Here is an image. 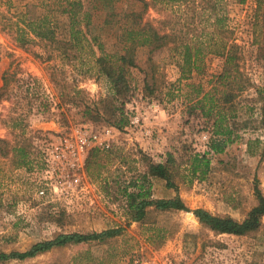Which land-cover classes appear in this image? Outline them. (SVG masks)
Returning a JSON list of instances; mask_svg holds the SVG:
<instances>
[{
	"label": "rangeland",
	"instance_id": "1",
	"mask_svg": "<svg viewBox=\"0 0 264 264\" xmlns=\"http://www.w3.org/2000/svg\"><path fill=\"white\" fill-rule=\"evenodd\" d=\"M195 2L204 10L198 9L202 12L195 19L196 30L188 31V36H202V30L209 32L215 24L226 28V47L237 45L238 74L248 82L235 91L230 105L235 117L228 121L231 141L219 153L209 150L212 135L205 118L198 108L190 111L188 107L193 93L185 82L205 85L204 75L191 73L187 81L179 80L178 56L170 46L152 52L151 62L145 46L135 49V67L125 69L129 91L122 99L112 96L108 82L97 72L91 55V51L98 54L95 44L68 40L66 13L59 5L49 0H0V138L12 144L25 142L30 157L39 160L46 146L76 129L113 128L108 148L89 149L78 182L54 197L36 196L34 164L28 170L12 169L0 157V251H22L63 232L121 228L107 240L69 244L0 264H264V216L257 231L236 236L213 233L189 211L149 207L140 222L129 221L124 211L123 187L143 177L152 199L177 195L189 209L201 207L236 220L255 203L254 179L264 195L260 125L264 16L261 23L252 25L255 0ZM26 4L30 6L25 16L44 15L53 37H34L24 29L22 37L29 39L16 40ZM129 8L139 11L141 2L116 0L113 11L118 15L108 23L103 22L105 10L88 8L86 33L98 37L106 54L121 51V15ZM261 11L264 14V3ZM214 14L218 23L213 22ZM165 15H169L166 10L154 7L142 14L157 27ZM218 41L214 36L211 53L203 58L206 74L223 67V58L212 53L219 48ZM151 68L156 80L147 94L142 81L144 76L149 79ZM232 81L240 82L237 74ZM133 116L137 124L129 126L127 120ZM119 118L121 126L116 125ZM144 130H149L148 136ZM166 157L175 189L145 173L147 162L164 163ZM193 162L197 163L195 173L191 172Z\"/></svg>",
	"mask_w": 264,
	"mask_h": 264
},
{
	"label": "trees",
	"instance_id": "2",
	"mask_svg": "<svg viewBox=\"0 0 264 264\" xmlns=\"http://www.w3.org/2000/svg\"><path fill=\"white\" fill-rule=\"evenodd\" d=\"M43 2V0H38ZM116 0H88L86 4L82 0H49L50 3L59 5L61 11L66 13L68 40L73 43L85 41L92 42L98 49V54L93 56V62L100 73L108 82L112 96L125 98L129 91V84L125 76L126 67H135L134 53L138 46H145L147 48L148 62L150 54L164 46H170L178 56L177 67L179 70V80L187 81L191 73L204 75V83L201 81L185 82V85L192 88L190 92L193 96H188L189 110L194 111L198 108L201 116L205 118L211 127L212 137L209 140V150L213 153H219L223 150L224 145L231 141L230 128L228 121L235 117V112L230 108L232 100L236 95L235 91L243 90L247 87L246 78L242 77L237 68L235 59L239 57V53L235 52L237 45L230 44L226 47L224 41L226 40V28L222 25H213L211 31L205 32L203 35L191 34L188 36V31L196 30L194 28L195 19L200 16L204 10L200 4L195 0H138L141 2V9L138 11L131 8L122 10V30L119 34L121 41V51L115 54H106L102 49V44L97 39L98 37L88 36L87 25L90 23V14L88 8L102 9L106 11L103 19L104 23H108L114 19L118 13L113 11V3ZM256 9L253 17L252 25L261 23V17L264 16L263 11L260 12L261 5L264 0H255ZM29 4L25 5L26 10L22 15V27H18L16 32L18 36L16 40L23 43L29 38H23L24 29L28 30L30 34L38 38L53 37V29L51 24L46 20L44 15L25 16ZM149 7L160 8L166 10L169 15L161 20L163 24L157 27L151 24L150 19L144 18L142 14ZM214 11V5L210 6ZM202 11L199 12L198 9ZM178 12V14H177ZM176 16H179L176 17ZM213 22L220 21L214 14ZM177 18L179 21L174 20ZM173 22V23H172ZM175 23V25H173ZM177 25V26H176ZM210 26V25H209ZM81 28H84L83 31ZM207 35V36H206ZM214 36L219 38V48L213 51L215 55L223 58V67L219 72L206 74L204 69V56L211 53L210 45L213 42ZM225 39V40H224ZM116 56V60L111 57ZM152 70L149 79L144 76L142 81V88L147 93H152V86L156 80ZM238 75L240 80L233 82L234 75ZM206 77V78H205ZM204 86V88H203ZM206 87V88H205ZM219 87L225 89L219 90ZM259 92V91H258ZM189 95V94H187ZM117 126H121L122 119H118ZM128 121V120H127ZM260 125L264 133V101L260 105ZM29 150L25 142L9 143L8 140L0 138V157L5 158L6 166L12 169L24 167L30 169L32 164L37 167L40 165V159L30 157ZM169 163V157H166L165 162H147L145 173L150 176H155L164 180L167 188L175 189V185L171 181L170 174L166 167ZM191 168V172L195 173L196 167ZM197 164V163H196ZM122 194L125 199L124 211L127 219L133 222H140L145 216L146 209L153 207L157 210H183L189 211L197 219V221L208 230L215 234H232L236 236L247 235L255 232L262 224L261 218L264 216V195L257 186L256 180H253L252 191L255 203L247 210L244 217L241 219H233L229 216H220L210 213L201 207L189 209L185 206L183 201L174 195L170 198H150L149 184L143 177L142 180H129L127 185L122 189ZM121 232L120 227L105 228L98 232H63L58 233L50 239L38 240L29 245L28 248L22 251L10 250L8 252L0 251V263L9 260H23L25 258L33 257L39 253L45 252L49 249L61 247L69 244L85 243L90 241H103L113 236H117Z\"/></svg>",
	"mask_w": 264,
	"mask_h": 264
},
{
	"label": "built area",
	"instance_id": "3",
	"mask_svg": "<svg viewBox=\"0 0 264 264\" xmlns=\"http://www.w3.org/2000/svg\"><path fill=\"white\" fill-rule=\"evenodd\" d=\"M151 106L156 107L155 103ZM129 126H136L137 117L128 120ZM113 128L103 126L100 130L85 127L72 134L51 142L42 150L39 167L35 168V194L38 197H54L62 190L76 184L89 149H106ZM149 135V130L143 132Z\"/></svg>",
	"mask_w": 264,
	"mask_h": 264
}]
</instances>
